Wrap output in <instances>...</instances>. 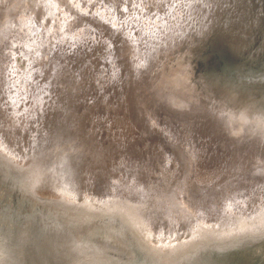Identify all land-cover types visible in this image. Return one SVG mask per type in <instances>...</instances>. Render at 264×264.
<instances>
[{
  "label": "rangeland",
  "instance_id": "obj_1",
  "mask_svg": "<svg viewBox=\"0 0 264 264\" xmlns=\"http://www.w3.org/2000/svg\"><path fill=\"white\" fill-rule=\"evenodd\" d=\"M256 2L258 1L27 0L25 2V0H0V12L6 5L8 7L16 5L14 10L8 12L6 17L18 20L26 27L25 30L20 26L17 29L18 33L14 32L15 39L11 42V45H7L8 48L4 51L6 58L0 68L3 76V81L0 80V96L2 97H0V104H2L0 105V117L2 118H0V134L3 136H0L7 139L9 136V140L6 139L7 142L3 140L5 138L0 137V152H4L3 155L13 165L26 169L31 163L32 155L36 149L46 143L55 116L61 113V108L66 105V101L62 97L69 87V82L72 81L74 82V92L81 94L80 89L83 91L81 100L86 110L90 111L88 116L90 128L92 129L90 132H93L96 136L95 140L100 143L98 144V150L102 155H106L107 163L101 170L103 175L95 166V161L89 163L90 165L88 164L86 172L80 180L78 179L79 181L71 176L70 169L65 168L60 172L59 188H54L55 196L53 195V187H50L51 190H42L43 193L40 191V196L61 204L67 200L70 201L72 198V204H64L72 209H84L87 212L95 209L94 206L101 201L99 204L103 208L100 211L110 213L124 212L122 211L123 208L129 204H134L137 208L146 198L148 189H151L156 181L158 183L161 181L160 183H163L165 188L181 189L182 194L179 190H176L179 191L178 193L172 192V195H168L170 192H167L168 201L165 204V210L163 209L164 212H159L160 216L156 213L158 216L155 214V220H145V226H149L146 229L149 234L151 233L150 238L153 239L154 243L158 241V244L155 245L164 250H172L183 239L186 242L194 241L199 238L201 233L210 232L208 233L210 235L216 228H226L234 219H239L244 223L246 219L263 213L264 202H261L264 201L263 146L258 145L256 153L250 148L237 150L225 138V135L231 130L233 133L239 134L236 140H243L246 143L252 139L256 140L254 133H250L253 129L251 124L246 127L248 129H243L236 122V117L240 114L239 110L234 108L236 106H233L232 110L235 113L228 115L231 120L221 112L222 109L212 111L217 118L215 119L212 118V114L203 113L202 110H197L198 114H195L194 109L197 107L194 109L189 108L190 112L186 113L183 111L185 109L173 110L177 107L172 104L173 101L170 102L169 107H167V104L156 109L151 106L148 107L147 99L145 100L141 96L142 93L148 92L152 88V80L157 79L158 81L163 66H165V72L162 78L166 80L169 77V80L176 77V73H178L177 77L181 74L178 72L181 61V57L178 56L180 51L188 53L186 55L197 54L195 53L197 48L191 50L190 47L206 41L210 33V26L229 30L232 38L246 42L248 47L256 46L261 33L264 32V20H259L255 24L256 20L253 18L258 17L255 15ZM263 14L264 7L259 15L262 16ZM1 25L2 22L0 23V29ZM7 28L12 27L8 25ZM193 50L195 51L191 53ZM128 81L133 82L135 95L129 93ZM164 82L161 81L157 89L159 94H157V99L161 104L166 101L164 95L166 91L162 92ZM172 86H174V83L170 81V84L166 85L167 92H171V89L175 88ZM44 87L46 88L44 89ZM228 92L229 96L235 98L231 102L234 105L240 99V95L234 92V89H229ZM190 93L182 89L177 90L173 94L175 96L173 100L175 103L182 102L185 104L189 102V105H194L197 96H194V94L190 96ZM210 101L211 98L207 96L206 102ZM202 102L203 100H200V107ZM133 108L139 112V116L132 111ZM4 110L8 114L4 113L2 116ZM183 114L186 117H183ZM141 116L145 117L147 124L156 129L159 135H152L142 128ZM220 117L223 119L218 120ZM28 119H32L31 123L28 122ZM8 122L13 123L12 125L15 124V129ZM26 123H30L29 126H25ZM246 123L249 122L246 121ZM232 125L235 127L233 128ZM222 127L226 129V134ZM26 129L28 132H26ZM90 132L89 134L92 135ZM3 133H6L7 137ZM89 134L87 135L89 136ZM32 135L34 136L32 137ZM19 136L23 138H19ZM18 139L24 140V143L27 141L26 144L28 145L25 146L22 140L19 143ZM17 142L20 144H18L19 146ZM28 142L33 143L29 144ZM253 146L256 147L255 144ZM10 151L13 152L12 155ZM16 153L20 154L16 155ZM112 154H114L113 157H111ZM24 157L25 159L21 162ZM111 159L112 161H110ZM128 159L133 163L129 162ZM95 160L97 163L98 159ZM231 175H233V181L229 177ZM123 180L124 186L126 184L125 187L123 186ZM169 181L170 184L168 185ZM132 183L133 187H131ZM61 186L62 188H60ZM238 187L242 188L239 189ZM253 187L256 189H253ZM55 189L57 190L55 191ZM61 189H66L65 193L63 191L65 195L61 194ZM245 189L247 191L249 189L250 192ZM78 190L81 192H78ZM140 191L142 193H138ZM189 191L190 193L193 192L191 194L193 196H187ZM230 191L235 196L232 193L229 194ZM1 192L6 197L7 205L11 207H14L17 200L21 199L17 191L14 192L13 190L12 193L8 187H1ZM66 192L67 194L71 193L69 194L70 199L67 197ZM143 195L144 197H142ZM181 195L184 197H180ZM62 196H65V198ZM90 196L93 201L90 200ZM121 196L124 198H121ZM187 197H189V200ZM74 198L77 202H74ZM108 198H111V204H109ZM128 198L132 199L133 202L129 201ZM187 200L191 205L187 209L185 218L183 215L185 201L187 202ZM194 200L196 203H194ZM197 200L200 203H197ZM221 200H223L222 203ZM22 202L27 206L26 213L32 214V223L24 221L14 229L12 228L11 235H13L11 238L13 243L10 242V245H13V248H11L5 264H21L20 259H23V256L25 257L21 250L25 248L29 251L32 245L30 240L32 231L34 235L37 226L39 228L41 226L46 227V225L38 224L37 216L33 217L38 214L36 208L39 204H29L24 200ZM104 204L105 207L107 205L106 208ZM167 204L169 205L167 206ZM212 204H215V206H211ZM234 204L235 207H232ZM212 207L215 211L212 210ZM175 208L179 211L174 210ZM39 209L43 211L42 208ZM243 210L245 211L243 212ZM167 211H169V214ZM219 212L223 216L219 215ZM144 213L148 214L150 211L147 209ZM176 213L181 217L178 218ZM53 214L55 213L53 212L50 215L53 217ZM60 216L61 214L58 212L57 219ZM197 219L199 223H196ZM179 220L181 224L178 222ZM192 222L195 223L192 224ZM154 224L155 226L152 227ZM191 226L192 228H190ZM195 226H198V228L196 229ZM6 227L7 229L10 228L9 225ZM150 227H152V230ZM185 227L187 230L184 229ZM189 231L191 235L188 234ZM193 236L194 239H192Z\"/></svg>",
  "mask_w": 264,
  "mask_h": 264
},
{
  "label": "water",
  "instance_id": "obj_2",
  "mask_svg": "<svg viewBox=\"0 0 264 264\" xmlns=\"http://www.w3.org/2000/svg\"><path fill=\"white\" fill-rule=\"evenodd\" d=\"M255 1H258L255 3V15L258 17L253 18L257 24L259 20H264V14L259 15L264 4L262 5L261 0L260 2L259 0ZM4 7L0 12L2 22L0 29V68L6 58L5 45H11L15 39L14 32L18 33L17 29L20 26L26 30V27L18 20L14 22V19L10 18L9 21H6L9 19L6 18L8 12H12L16 5ZM8 25L12 28L8 29ZM209 29L210 33L204 43L194 44L190 47L191 50L197 48L195 49L197 54L186 55L188 53L180 51L178 56L181 57V61L178 72L181 74L178 77V73H176V77H172L171 80H169L170 77L168 80L162 78L165 72V66H163L158 81L157 79L152 80V88L141 95L145 100L147 99L148 107L151 106L156 109L165 104L169 107L170 102L173 101L172 104L181 107H176L173 110L185 109L183 111L186 113L190 112L189 108L197 107L194 109L195 114L202 110L203 113L212 114V118L217 119L213 112L222 109L221 112L228 117L230 113H235L232 112L233 105L231 103L235 98L229 96V89H234L236 93L245 91L248 92V95L256 97L248 98L250 100L248 105L257 102V98L262 102L257 103L264 104V72L261 71L262 66H257L253 59V55L257 51H264V32L261 33L256 46L248 47L246 42L232 38L229 30L217 29L213 26H210ZM235 79L239 80L240 83L232 82ZM0 80L3 81L1 71ZM161 81H165L162 92L166 91L164 92L166 101L163 104L157 99V89ZM170 81L174 83L172 87L175 88L171 89L173 92H167L166 85H169ZM73 84L74 82H69L70 87L65 90L68 94L62 97L66 101V107L63 106L61 113L55 116L46 143L36 149L32 155L31 163L26 169L13 165L0 152V188L8 187L12 193L13 190L14 192L17 191L21 198L17 200L14 207H11L7 205L5 195L0 193V231L5 232L7 230L8 234L5 237L8 242H12L11 233L16 226L24 221L32 223V214L26 213L27 206L22 200L29 204H39V207L36 208L38 214L33 217L37 216L40 225H46V227L41 226L40 228L37 226L34 235L32 231L30 235L32 245L29 251L25 248L21 250L22 254H25V257L20 259L21 264H137L143 255L140 254L141 252L148 253L151 264H169V260L175 256L179 260L184 259L183 264H264V246L262 245L264 243V228L256 227L259 224L258 219L264 216L261 214L259 218L245 226L241 220L234 219L229 224L228 229H216L214 232L211 231L209 236L208 233L210 232L202 234L200 240L198 238L194 241H185L186 245L183 246L184 248L182 247L183 249L179 246L180 241L172 250H162L156 245L153 247L148 245L146 236L148 235L150 238V234L146 229L145 219L150 221L155 218L157 212H164L163 209L168 201L166 193L168 189H172L171 187L165 188L164 184L160 183L161 181L153 183L152 188L148 189L149 195L147 193L146 198L137 208L134 204H129L123 208L124 212L105 213L100 211L102 209L100 204L95 205V209L87 212L84 209H72L66 206L64 202L62 204L56 203L54 200H46L40 196V191L49 187H58L60 172L65 168L70 169L72 173L76 174L75 178L80 180L89 163L95 161L94 164L100 172L107 163L106 155H102L98 150L100 143L95 140L96 136L93 132H90L92 131L88 120L90 111L86 110L81 100L83 91L80 89L81 94L74 92ZM134 88L133 82L128 81V91L132 95H135ZM180 89L191 92L190 96L192 94L197 96L194 105H189V102L185 104L182 102L175 103L173 94ZM207 96L211 98L210 102H206ZM200 100H203L201 107L199 106ZM135 107L138 109L137 106ZM132 111L139 116L136 109L133 108ZM257 115L260 121L264 122V116L261 118V114L258 113ZM140 123L145 131H149L152 135H159L156 129L147 124L144 116H141ZM83 129L87 134L90 132L92 135L89 134L88 136L83 133L85 136L79 138L81 134L78 135V133L82 132ZM222 130L226 134V129L222 127ZM231 132L230 130L225 138L237 150L250 148L256 153L258 145H262L264 148V141L252 139L246 143V141L236 140L239 134L232 132L233 135ZM79 142L84 145H78ZM79 148H82L81 152H78ZM94 158L98 159L97 163ZM102 173L101 175H103ZM39 208H42L43 211ZM147 209L150 213L145 214L144 211ZM133 210L142 219L145 227L141 226V222L136 223L133 219L130 220L128 213L133 218ZM53 212L55 214L52 217L50 214ZM58 212L61 214L59 219L56 217ZM69 217H73V219L68 224ZM183 217L186 216L183 215ZM7 225H9V229H7ZM80 227L83 229L81 230ZM94 228L100 233L95 240L88 243L85 241V237L81 238V235H85L83 232L92 231ZM85 243L89 244L88 247H84ZM111 243L113 253L107 246ZM193 248L195 249L193 250ZM83 251H89L90 254L85 256ZM197 257L198 259H196Z\"/></svg>",
  "mask_w": 264,
  "mask_h": 264
},
{
  "label": "bare ground",
  "instance_id": "obj_3",
  "mask_svg": "<svg viewBox=\"0 0 264 264\" xmlns=\"http://www.w3.org/2000/svg\"><path fill=\"white\" fill-rule=\"evenodd\" d=\"M27 0H25V2H26ZM33 1V0H32ZM18 2V1H17ZM261 2H262V5L264 4V0H261ZM25 5V4H24ZM23 7V6H22ZM18 8V7H17ZM17 13V12H16ZM7 18V17H6ZM5 18V19H6ZM19 19V18H18ZM10 19H6V21H9ZM14 22H16L15 20H14ZM0 23H1V20H0ZM21 23V22H20ZM13 32V31H12ZM65 33V32H64ZM8 42L6 41V44H7ZM257 43V42H256ZM255 44V43H254ZM6 48H8V46L7 45H5V49ZM7 51V50H6ZM264 51L262 50H259V51H257V53H255L253 56V59L256 61V63H257V66L259 65L260 67L262 66V68H261V71H263L264 72ZM258 54H259V56H258ZM257 68V67H256ZM236 78V77H235ZM228 79V78H227ZM237 79V78H236ZM232 80V82H239V80ZM240 83V82H239ZM1 85V84H0ZM3 85V84H2ZM70 87V86H69ZM46 87H44V89H45ZM246 88H248V87H246ZM3 89V88H2ZM249 89H251L250 87H249ZM55 90V89H54ZM57 90V89H56ZM3 91V90H2ZM63 91V90H62ZM65 94H63V97H65L68 93H66V91L64 92ZM248 93V92H247ZM245 91L244 92H238V94L240 95V99L238 100V102L237 103H234V105L233 106H236V107H234L236 110H239V115H237V119H236V122L239 124V126L240 127H243V129L245 128V129H248V128H246V127H248V125L249 124H251V128H253L251 131H250V133H254V135H255V139L257 140V138L259 139V140H262L263 141V139H264V122H262V121H260V118L258 117V113L259 114H261V118H263V116H264V104H259V103H262V102H260V100H258L259 98H257L256 99V101L257 102H259V103H257V102H255V103H250V105H248V103H249V101L250 100H248V98L249 99H253V98H256V97H252L251 95H248ZM54 94V93H53ZM1 97V96H0ZM2 98V97H1ZM51 100V99H50ZM49 103H50V101H49ZM264 103V102H263ZM0 105H2V104H0ZM256 106H260V107H256ZM2 107V106H1ZM6 108V107H5ZM8 108V107H7ZM37 108V107H36ZM3 109V108H2ZM10 109V108H9ZM39 110V109H38ZM2 112V111H1ZM34 112V111H33ZM4 113L5 114H8V112H6L5 110H4V112H3V114H2V116L4 115ZM251 113H253V114H251ZM35 115V114H34ZM0 116H1V114H0ZM11 117V116H10ZM37 117V115L35 116V118ZM216 117V116H215ZM1 118V117H0ZM34 118V117H33ZM257 118H258V120H257ZM2 119V118H1ZM3 119H5V118H3ZM10 119H13V118H10ZM54 119V118H53ZM248 119V120H247ZM6 120V119H5ZM29 120V119H28ZM38 120H39V118H38ZM2 121V120H1ZM30 121H32V119H30L28 122H30ZM225 121V120H224ZM223 121V122H224ZM246 121L247 122H249V123H246ZM4 122V121H3ZM3 122H1V123H3ZM44 122V121H43ZM31 123V122H30ZM30 123H28V124H30ZM37 123V122H36ZM8 124H11V123H9L8 122ZM13 124V123H12ZM11 124V125H12ZM27 124V123H26ZM25 125V126H29V125ZM6 125V124H5ZM4 125V126H5ZM32 125V124H31ZM33 125H34V121H33ZM225 125H227L226 123H225ZM2 126V125H1ZM10 126V125H9ZM9 126H8V128H9ZM13 127L15 126V124L14 125H12ZM24 126V127H25ZM3 127V126H2ZM16 127V126H15ZM15 127L13 128V129H15ZM18 127V126H17ZM36 127H38V126H36ZM228 127V126H227ZM226 127V128H227ZM232 127H233V125H232ZM235 127V126H234ZM233 127V128H234ZM1 128V127H0ZM35 128V127H34ZM238 128V127H237ZM3 130H4V128H2ZM5 129H6V127H5ZM21 129V128H20ZM19 129V130H20ZM28 129H29V127H28ZM33 129V128H32ZM39 129V128H38ZM239 129V128H238ZM242 129V130H243ZM2 130V131H3ZM17 130V129H16ZM18 130V131H19ZM23 130V129H22ZM240 130V129H239ZM8 131V130H7ZM13 131V130H12ZM29 131H30V129H29ZM43 131V130H42ZM10 132V131H9ZM25 132V131H24ZM26 132H28V130L26 129ZM31 132V131H30ZM86 131H85V129H83V131L82 132H79L78 133V135H80L79 136V138H81L82 136H85V134H83V133H85ZM0 133H1V131H0ZM6 133H8V132H6ZM4 134V136L6 135V137H7V134ZM19 133V132H18ZM9 134V133H8ZM29 134V133H28ZM31 134V133H30ZM29 134V135H30ZM1 135V134H0ZM22 135V134H21ZM26 135H27V133H26ZM28 135V136H29ZM1 136H3V135H1ZM0 136V137H1ZM23 136V135H22ZM22 136H19V138H23ZM25 136V135H24ZM27 136V137H28ZM34 135H32V137H33ZM258 136V137H257ZM12 137V136H11ZM27 137H25V138H27ZM2 138V137H1ZM3 138H5V137H3ZM2 138V139H3ZM17 138V137H16ZM44 138V137H43ZM6 139L7 138H5V139H3V140H5L6 141ZM12 139V138H11ZM29 139V138H28ZM31 139V138H30ZM33 139V138H32ZM7 140H9V136H8V139ZM20 140H22V139H20ZM19 139H18V142L20 143L21 141H20ZM45 140V139H44ZM5 141H3V142H5ZM23 141V144L26 146V145H28V144H26V139H25V143H24V140H22ZM36 141V140H35ZM43 141V140H42ZM243 141V140H242ZM7 142V141H6ZM15 142V141H14ZM17 142V145L19 144ZM40 142V141H39ZM45 142V141H44ZM248 142V141H247ZM0 143H1V140H0ZM12 143V142H11ZM16 143V142H15ZM29 143V142H28ZM31 143H33V142H31ZM31 143H29V144H31ZM22 144V145H23ZM45 144V143H44ZM6 145H7V143H6ZM10 145V144H9ZM20 145V144H19ZM18 145V146H19ZM23 145V146H24ZM78 145H84L82 142H79V144ZM88 145V144H87ZM4 146V145H3ZM8 146V145H7ZM14 146V145H13ZM2 147V146H1ZM15 148H16V146H14ZM29 147V146H28ZM27 147V149H29ZM10 148V147H9ZM19 148V147H18ZM21 148V147H20ZM2 149H4V148H2ZM13 149V148H12ZM1 150V149H0ZM9 150V149H8ZM11 150V149H10ZM15 150V149H14ZM16 150H18V149H16ZM80 150H82V148H79V150H78V152H81ZM21 151H22V148H21ZM20 151V153H22ZM24 151V150H23ZM6 152V151H5ZM9 152V151H8ZM8 152H7V154H8ZM11 152V151H10ZM16 152V151H15ZM34 152V151H33ZM4 153V152H3ZM12 153L13 152H11V155H12ZM20 153H16V155L17 154H20ZM23 154H25V153H23ZM146 154V153H145ZM10 155V156H11ZM15 155V156H16ZM28 155V154H27ZM14 156V157H15ZM19 156H22V155H19ZM25 157H26V155H24ZM114 156V154H112L111 155V157H113ZM25 157L23 158V159H21V162H23L22 160H24L25 159ZM17 158V157H16ZM22 158V157H21ZM256 158H258V157H256ZM18 159V158H17ZM132 159V158H131ZM19 160H20V157H19ZM129 160V159H128ZM110 161H112V159L110 160ZM148 161V160H147ZM129 162H131V163H133L132 161H130L129 160ZM91 163H93V162H91ZM128 163V162H127ZM130 163V164H131ZM148 164V163H147ZM90 165V164H89ZM88 165V166H89ZM94 165V164H93ZM119 165V164H118ZM121 165V164H120ZM92 166V165H91ZM94 167V166H93ZM95 168V167H94ZM241 171V170H240ZM90 172V171H89ZM93 172H94V170H93ZM258 172V171H257ZM66 173V172H65ZM248 173V172H247ZM61 174V173H60ZM98 174V173H97ZM235 174V173H234ZM233 174V175H234ZM250 174H252V173H250ZM233 175H231V176H229V177H231V179H232V181H233V179L234 178H232V176ZM64 176V175H63ZM73 178H75L76 177V174H74V173H72V175H71ZM253 176V175H252ZM59 177H60V175H59ZM254 177V176H253ZM255 177H257L256 175H255ZM66 178H67V176H66ZM248 178H251V177H248ZM68 179V178H67ZM247 179V178H246ZM60 180V179H59ZM74 180V179H73ZM249 180V179H248ZM255 180V179H254ZM68 181V180H67ZM251 181V180H250ZM257 181V180H256ZM263 181V180H262ZM76 182V181H75ZM246 182V181H245ZM109 183V182H108ZM127 183V182H126ZM129 183H131V182H129ZM247 183V182H246ZM262 183V182H261ZM260 183V184H261ZM264 183V182H263ZM121 184V183H120ZM119 184V185H120ZM170 184V181H169V183H168V185ZM175 184H176V182H175ZM233 184V183H232ZM231 184V185H232ZM235 184V183H234ZM257 184V183H256ZM255 184V185H256ZM60 185V184H59ZM58 185V186H59ZM173 185V184H172ZM172 185H170V186H172ZM251 185V184H250ZM254 185V184H253ZM67 186H70V185H67ZM73 186V185H72ZM123 186H124V180H123ZM125 186H126V184H125ZM124 186V187H125ZM127 186H128V184H127ZM143 186V185H142ZM117 187V186H116ZM121 187V186H120ZM130 187V186H129ZM131 187H133V183H132V186ZM130 187V188H131ZM140 187V186H139ZM179 186L177 185V188H178ZM252 187V186H251ZM262 187V186H261ZM263 187H264V185H263ZM52 188V187H51ZM59 188V187H58ZM60 188H62V186L60 187ZM75 188V187H74ZM134 188H136L135 186H134ZM138 188V187H137ZM141 188V187H140ZM174 188V187H173ZM239 189H241L240 187H238ZM255 187H253V189H254ZM48 189H50V187L48 188ZM69 189H71L70 187H69ZM107 189V188H106ZM127 189H129V188H127ZM133 189V188H132ZM231 189V188H230ZM229 189V190H230ZM233 189V188H232ZM236 189V188H235ZM250 189V188H249ZM249 189H248V191H249ZM252 189V188H251ZM256 189V188H255ZM51 190V189H50ZM57 189H55V191H56ZM62 190V189H61ZM60 190V191H61ZM117 190V189H116ZM122 190V189H121ZM142 190H143V188H142ZM176 190H179V189H168V192H170V193H168V195H172V192H179V191H181V189L179 190V191H176ZM185 190V189H184ZM183 190V191H184ZM203 190V189H202ZM201 190V191H202ZM206 191H207V189H205ZM246 190V189H245ZM47 191V190H46ZM60 191H59V193H60ZM63 191H64V193H65V191H66V189L64 190H62L61 192V194L62 195H65V194H63ZM77 191V190H76ZM124 191V190H123ZM132 191V190H131ZM134 191H135V189H134ZM138 191V190H137ZM191 191V190H190ZM190 191H189V193H188V195L187 196H193V195H191L192 193H190ZM204 191V190H203ZM203 191H202V193H203ZM226 191V190H225ZM231 191H233V190H231ZM230 191V193L229 194H231L232 192ZM237 191V190H236ZM247 191V190H246ZM247 191V192H248ZM252 191V190H251ZM264 191V190H263ZM42 192V191H41ZM67 192H68V190H67ZM67 192H66V195H68L67 197L69 198V194H71V193H69V194H67ZM71 192V191H70ZM78 192H81V191H79L78 190ZM78 192H76L78 195H80ZM208 192V191H207ZM229 192V191H228ZM240 192V191H239ZM250 192V191H249ZM43 193V192H42ZM41 193V195H43ZM48 193H50V192H48ZM75 193V192H74ZM122 193V192H121ZM126 193H127V191H126ZM129 193H131V192H129ZM138 193H142V191H140V192H138ZM149 193H150V191H149ZM149 193H148V195H149ZM206 193V192H205ZM227 193V192H226ZM44 194H47V193H44ZM57 194V193H56ZM77 194H76V197L78 198V196H77ZM181 194H182V191H181ZM184 194V193H183ZM246 194V193H245ZM53 195L55 196V194H54V188H53ZM75 195V194H74ZM73 195V197H75ZM117 195V194H116ZM115 195V196H116ZM122 195V194H121ZM130 195V194H129ZM134 195V194H133ZM140 195V194H139ZM151 195V194H150ZM178 195V194H177ZM196 195V194H195ZM195 195H194V197H195ZM207 195V194H206ZM206 195H205V197H206ZM224 195H225V192H224ZM232 195H234L233 193H232ZM238 195V194H237ZM240 195V194H239ZM249 195V194H248ZM247 195V196H248ZM264 195V194H263ZM51 196V195H50ZM57 196H59V195H57ZM61 196V195H60ZM115 196H112L113 198L115 197ZM118 196V195H117ZM135 196V195H134ZM136 196H138L137 194H136ZM167 196V195H166ZM179 196V195H178ZM227 196H229L228 194H227ZM235 196V195H234ZM240 196H242V195H240ZM244 196V195H243ZM62 197H64L65 198V196H62ZM75 197V198H76ZM82 196H80V198H81ZM88 197V196H87ZM101 197V196H100ZM109 197V196H108ZM119 197V196H118ZM129 197V196H128ZM131 197H132V195H131ZM130 197V198H131ZM140 197V196H139ZM138 197V198H139ZM142 197H144V195L142 196ZM180 197H184V196H180ZM180 197H179V199H180ZM189 197H187V199L189 200ZM200 197V196H199ZM226 197V196H225ZM253 197V196H252ZM264 197V196H263ZM75 198H74V202H77L76 200H75ZM76 198V199H77ZM90 198H91V196H90ZM98 198V197H97ZM121 198H124V197H122L121 196ZM120 198V199H121ZM136 198V197H135ZM141 198V197H140ZM175 198H176V196H175ZM174 198V199H175ZM203 198V197H202ZM201 198V199H202ZM230 198H232V197H230ZM247 198V197H246ZM245 198V199H246ZM249 198V197H248ZM70 199V198H69ZM72 199V198H71ZM70 199V201L69 200H67V201H65L64 203H66V204H72L73 202H71V201H73V199L71 200ZM79 199V198H78ZM77 199V200H78ZM87 199V198H86ZM103 199V198H102ZM109 199V201L108 202H110V199L111 198H108ZM115 199H117L116 197H115ZM129 199V198H128ZM178 199V200H179ZM195 199V198H194ZM229 199V198H228ZM237 199H239V198H237ZM264 199V198H263ZM82 200H84V198L82 197ZM90 200H92V198L90 199ZM126 200V199H125ZM124 200V201H125ZM134 200V199H133ZM136 200V199H135ZM138 200V199H137ZM149 200V199H148ZM184 200V199H183ZM188 200H187V202L185 201V207H184V216H187V214H186V212H187V209H188V207L191 205V203L190 202H188ZM199 201H200V199H198ZM198 200H197V203H200V202H198ZM204 200V199H203ZM214 200V199H213ZM233 200V199H232ZM250 200V199H249ZM93 201V200H92ZM95 201V200H94ZM96 201H98V200H96ZM122 201V200H121ZM129 201H132V199L130 200L129 199ZM222 201L223 200H221V203H222ZM225 201V200H224ZM229 201H230V199H229ZM234 201V200H233ZM261 201V200H260ZM86 202V201H85ZM88 202H90V201H88ZM101 202V201H100ZM99 202V203H100ZM115 202V201H114ZM133 202V201H132ZM136 202V201H135ZM217 202V201H216ZM248 202V201H247ZM259 202V201H258ZM257 202V203H258ZM261 202H264L263 200L261 201ZM80 203H81V201H80ZM87 203V202H86ZM93 203V202H92ZM98 203V204H99ZM104 203V202H103ZM103 203H101V204H103ZM112 202H110L109 204H111ZM118 203V202H117ZM127 203V202H126ZM169 203V202H168ZM178 203H180V201H178ZM194 203H196V201L194 200ZM201 203H202V200H201ZM209 203V202H208ZM234 203H236V202H234ZM239 203V202H238ZM256 203V204H257ZM83 204H84V202H83ZM105 204H107V203H105ZM105 204H104V207H105ZM180 204H182V203H180ZM250 204V202L248 203V205ZM108 205V204H107ZM107 205H106V207H107ZM114 205H115V203H114ZM169 204H167V206H168ZM196 205V204H195ZM200 205V204H199ZM198 205V206H199ZM204 205H206V204H204ZM215 206V204H212L211 206ZM224 205V204H223ZM242 205V204H241ZM252 205V204H251ZM254 205H255V203H254ZM258 205V204H257ZM109 206V205H108ZM166 206V205H165ZM176 206V205H175ZM209 206V205H208ZM220 206H222V205H220ZM235 207V204L234 205H232V207ZM238 206H239V204H238ZM238 206H236V207H238ZM258 206H260V205H258ZM261 206L263 207V205L261 204ZM105 207V208H106ZM126 207V206H125ZM170 207V206H169ZM168 207V208H169ZM171 207H172V205H171ZM171 207H170V209H171ZM223 207V206H222ZM242 207V206H241ZM252 207V206H251ZM103 208V207H102ZM122 208V207H121ZM201 208H202V206H201ZM204 208H205V206H204ZM207 208V207H206ZM208 208H210V206L208 207ZM207 208V209H208ZM213 208L214 207H212V210H213ZM248 208V207H247ZM257 208V207H256ZM173 209V208H172ZM195 209H196V206H195ZM218 210H219V207L217 208ZM157 210H159V209H157ZM156 210V211H157ZM165 210V209H164ZM174 210H176V208L174 209ZM204 210V209H203ZM234 210H236V209H234ZM233 210V211H234ZM241 210V209H240ZM253 210V209H252ZM254 210H255V208H254ZM259 210V209H258ZM123 211V210H122ZM176 211H179V210H176ZM196 211V210H195ZM210 212H211V208H210V210H209ZM213 211H215V210H213ZM237 211V210H236ZM236 211H234V212H236ZM239 211V210H238ZM245 210H243V212H244ZM249 211H250V209H249ZM262 211V210H261ZM166 212V211H165ZM169 211H167V213H168ZM172 212V211H171ZM222 212V211H221ZM241 212V211H240ZM247 212H248V209H247ZM260 212V211H259ZM158 213V212H157ZM182 213V212H181ZM180 213V214H181ZM214 213V212H213ZM249 213H251V212H249ZM159 214V213H158ZM169 214V213H168ZM177 214V213H176ZM207 214V213H206ZM209 214V213H208ZM222 215V213H220L219 212V215ZM246 214V213H245ZM252 214H254V213H252ZM261 215H264V213H260ZM260 214H258L257 216H255V217H250V218H248V219H246V221H244V226L245 225H247V224H250L249 222H253V221H255L257 218H259L261 215ZM128 215H129V218H130V220H132L133 219V221H135L136 223H139V222H141V226L142 227H145L144 226V223L141 221L142 219L137 215V212H134V210H133V218H132V215H130L129 213H128ZM157 215V214H156ZM155 215V216H156ZM200 215V214H199ZM230 215V214H229ZM158 216V215H157ZM159 216H160V214H159ZM174 216H175V214H174ZM177 216H178V214H177ZM195 216V215H194ZM193 216V217H194ZM198 216V215H197ZM213 216V215H212ZM218 216V215H217ZM223 216V215H222ZM221 216V217H222ZM231 216H233V215H231ZM231 216H229V217H231ZM241 216V215H240ZM245 216V215H244ZM246 216H247V214H246ZM181 217V216H180ZM179 216H178V218H180ZM206 217V216H205ZM208 217H210V216H208ZM228 217V216H227ZM64 218V217H63ZM75 218V217H74ZM156 218V217H155ZM186 218V217H185ZM198 218V217H197ZM203 218V217H202ZM218 218H219V216H218ZM73 219V217H69V221H68V224L70 223V221ZM208 219V218H207ZM211 219V218H210ZM215 219V218H214ZM231 219V218H230ZM75 220L76 221H78L76 218H75ZM146 220V219H145ZM155 220V219H154ZM158 220H159V218H158ZM187 220V219H186ZM196 220V219H195ZM206 220V219H205ZM211 220H213V219H211ZM259 221V226L257 225L256 227L257 228H261V229H263L264 228V216H261L259 219H258ZM189 221V220H188ZM190 221H193V220H190ZM199 220L197 219V222L196 223H199L198 222ZM228 221H231V220H228ZM155 222H157V221H155ZM180 224H181V222H180V220L178 221ZM186 222V221H185ZM222 222H224V221H222ZM178 223V224H179ZM193 223H195V222H192V224ZM200 223H202V222H200ZM213 223V222H212ZM218 223V222H217ZM38 224H40V222L38 223ZM150 224V223H149ZM157 224V223H156ZM188 224V223H187ZM191 224V225H192ZM203 224V223H202ZM201 224V225H202ZM205 225H206V223H204ZM211 224V223H210ZM214 224H216V223H214ZM230 224V223H229ZM204 225V226H205ZM155 226V224L152 226V227H154ZM185 226H186V223H185ZM204 226H203V228H204ZM208 226V225H207ZM147 227H149V226H147ZM146 227V228H147ZM152 227H150V229L152 228ZM178 227V226H177ZM196 227V226H195ZM190 228H192V226L190 227ZM198 228V226L196 227V229ZM80 229L82 230L83 229V227H80ZM184 229H186V227L184 228ZM199 229H201L200 227H199ZM216 229H218V228H216ZM221 229V228H220ZM223 229H228V227H226V228H223ZM222 229V230H223ZM92 230V229H91ZM149 230V229H148ZM152 230V229H151ZM154 230V229H153ZM187 230V229H186ZM194 230V229H193ZM178 231V230H177ZM184 231V230H183ZM13 232V231H12ZM149 232V231H148ZM194 232V231H193ZM192 232V233H193ZM8 234V232H7V230H5V232H2V231H0V235H1V238H0V264H5V263H7V256H9L10 255V250H11V248H13V245H10V242H8V240L6 239V235ZM83 234H85L84 236L83 235H81V238L82 237H85V241L86 242H90V241H92V240H95L98 236H99V232L94 228L92 231H88V232H83ZM178 234V233H177ZM184 234V233H183ZM188 234H190V231H189V233ZM194 234V233H193ZM13 235V234H12ZM150 235H151V233H150ZM186 235V234H185ZM191 235V234H190ZM153 237H154V235H152ZM182 236V235H181ZM187 237H188V235H186ZM195 236V235H194ZM194 236H193V238L192 239H194ZM201 236H202V233L199 235V240H200V238H201ZM209 236V235H208ZM144 237H145V234H144ZM183 237V236H182ZM186 238V237H185ZM191 238V237H190ZM195 238H196V236H195ZM182 239V238H181ZM13 240V239H12ZM156 240V239H155ZM160 240V239H159ZM176 240H177V237H176ZM184 240V239H183ZM182 240V242L180 241L179 242V246H180V248H182L183 246H185L186 245V242H185V240L183 241ZM146 241H148V245H150L151 247H153V246H155V244H158L157 242L158 241H156V243L154 244V241H153V239H151V238H149L148 237V235L146 236ZM164 242V241H163ZM162 242V243H163ZM176 242V241H175ZM188 242V241H187ZM12 243H13V241H12ZM166 243V242H165ZM170 243V242H169ZM167 245H169L168 243H166ZM88 245L89 244H87V243H85V245H84V247H88ZM162 245V244H161ZM167 245H166V247H167ZM171 245V244H170ZM175 245V244H174ZM174 245H172V246H174ZM263 246H264V243L262 244ZM108 246V249L113 253L114 251H113V245H112V243L110 244V245H107ZM163 246V245H162ZM160 247V246H159ZM196 248H198V246H195ZM162 248V247H161ZM184 248V247H183ZM182 248V249H183ZM195 248H193V250H194ZM114 250H116V249H114ZM162 250H164V249H162ZM110 253V252H109ZM112 253H110V254H112ZM189 253V252H188ZM83 254L86 256H88L89 254H90V252L88 251H86V252H84L83 251ZM140 254H143L142 256H141V258H140V260H139V262L137 263V264H151L152 262L149 260V255H148V253H146V252H141ZM196 259H198V257L196 258ZM195 259V260H196ZM170 262H169V264H183L184 263V259H182V260H179V259H177V257L175 256V258L173 257L171 260H169Z\"/></svg>",
  "mask_w": 264,
  "mask_h": 264
}]
</instances>
